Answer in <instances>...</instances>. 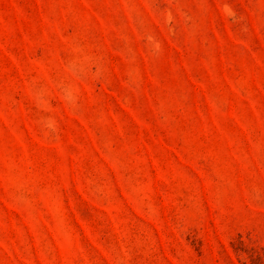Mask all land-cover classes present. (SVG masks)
Returning <instances> with one entry per match:
<instances>
[{"label":"rangeland","instance_id":"1","mask_svg":"<svg viewBox=\"0 0 264 264\" xmlns=\"http://www.w3.org/2000/svg\"><path fill=\"white\" fill-rule=\"evenodd\" d=\"M0 264H264V0H0Z\"/></svg>","mask_w":264,"mask_h":264}]
</instances>
